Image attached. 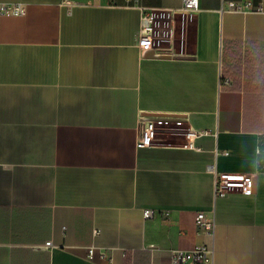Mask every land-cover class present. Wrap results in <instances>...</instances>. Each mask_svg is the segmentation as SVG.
Here are the masks:
<instances>
[{"label":"crops","instance_id":"crops-1","mask_svg":"<svg viewBox=\"0 0 264 264\" xmlns=\"http://www.w3.org/2000/svg\"><path fill=\"white\" fill-rule=\"evenodd\" d=\"M0 2L26 7L0 19V264H171L203 244L206 264H264V11ZM143 8L158 55L139 46ZM142 115L160 117L150 146ZM221 174L253 192L217 195Z\"/></svg>","mask_w":264,"mask_h":264},{"label":"built area","instance_id":"built-area-1","mask_svg":"<svg viewBox=\"0 0 264 264\" xmlns=\"http://www.w3.org/2000/svg\"><path fill=\"white\" fill-rule=\"evenodd\" d=\"M128 3L136 4L139 0H126ZM222 11H255L263 12L264 8L261 5H254L252 2H239L235 0H222ZM143 8V16L141 21V29L139 32V46L144 51H152L158 55L155 38L156 20L157 16L154 15L153 10ZM199 11V0H183L182 7L179 13L183 16L193 15ZM26 13V7L23 3H6L0 2V19L5 16H22ZM171 13L163 12L160 17L170 19ZM164 55L163 53H160ZM140 125V135L138 138L139 146H150L156 138L157 126L154 119L146 115H142ZM205 130H189L187 136L189 139L209 134ZM233 189H241L246 194H251L254 190V178L252 175H228L221 174L217 179V195L225 196ZM145 218H150L153 215L152 210L144 212ZM197 225L204 230L212 232L215 228V221L208 220L203 212L197 214ZM47 246H52V242H47ZM214 250L208 244L197 245L192 250H174L172 255L171 264H206L208 261L213 260ZM95 256L93 248L89 249V258L92 260ZM105 257V254H101Z\"/></svg>","mask_w":264,"mask_h":264},{"label":"flooded vegetation","instance_id":"flooded-vegetation-1","mask_svg":"<svg viewBox=\"0 0 264 264\" xmlns=\"http://www.w3.org/2000/svg\"><path fill=\"white\" fill-rule=\"evenodd\" d=\"M149 118H152V119H154L155 120V122H157V120L158 119H160V117L159 116H148Z\"/></svg>","mask_w":264,"mask_h":264},{"label":"water","instance_id":"water-1","mask_svg":"<svg viewBox=\"0 0 264 264\" xmlns=\"http://www.w3.org/2000/svg\"><path fill=\"white\" fill-rule=\"evenodd\" d=\"M150 54H152V55H153V54H155V53H154V52H152V51H150Z\"/></svg>","mask_w":264,"mask_h":264}]
</instances>
